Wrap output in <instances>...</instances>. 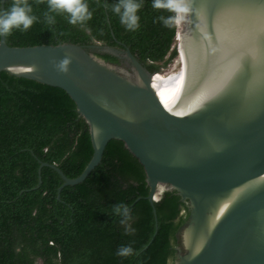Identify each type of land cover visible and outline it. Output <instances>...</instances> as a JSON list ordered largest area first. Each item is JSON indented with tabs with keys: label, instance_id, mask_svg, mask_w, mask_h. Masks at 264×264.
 <instances>
[{
	"label": "water",
	"instance_id": "95a60500",
	"mask_svg": "<svg viewBox=\"0 0 264 264\" xmlns=\"http://www.w3.org/2000/svg\"><path fill=\"white\" fill-rule=\"evenodd\" d=\"M180 2L173 68L159 72L127 47L10 46L0 34V71L64 90L93 149L72 178L38 161L32 189L50 167L60 200L62 187L84 180L107 142L120 140L142 167L149 203L174 191L186 204L171 264H264V0Z\"/></svg>",
	"mask_w": 264,
	"mask_h": 264
},
{
	"label": "trees",
	"instance_id": "16d2710c",
	"mask_svg": "<svg viewBox=\"0 0 264 264\" xmlns=\"http://www.w3.org/2000/svg\"><path fill=\"white\" fill-rule=\"evenodd\" d=\"M11 0H4V8ZM39 19L25 30L4 35L10 46L70 42L127 47L148 72H159L175 56V23L164 26L158 16L173 13L143 0L139 28L128 30L111 10L115 0H88L92 17L83 26L69 24L64 12L44 13L47 0H28ZM105 3L108 7H105ZM177 51V48H176ZM112 63L120 59L95 52ZM90 135L75 103L62 89L0 71V264H171L179 245V227L186 204L174 191H164L153 204L145 198L148 186L138 161L120 140L107 142L101 159L84 180L65 185L50 167L67 177L77 176L92 155ZM126 204L134 232H125L120 213ZM155 211V217L153 214ZM156 221V227H155ZM134 254L119 256L120 245Z\"/></svg>",
	"mask_w": 264,
	"mask_h": 264
},
{
	"label": "clouds",
	"instance_id": "9594fccd",
	"mask_svg": "<svg viewBox=\"0 0 264 264\" xmlns=\"http://www.w3.org/2000/svg\"><path fill=\"white\" fill-rule=\"evenodd\" d=\"M153 8L167 9L173 13L168 16H158L154 18V23L157 20L164 26L171 27L172 23H178L181 19L180 13L186 9L180 0H151ZM105 7L108 4L105 3ZM143 6V0H115L111 5L113 13L117 14L119 21L128 30L135 31L139 28L140 17L138 9ZM48 11L44 13L48 23H54V17L49 15V12H64L67 13V21L69 24L83 26L92 15V10L89 9L88 0H47ZM39 19L34 13L32 5L28 0H11L6 8H0V34L7 35L13 29L25 31L29 29L34 22ZM67 63V60L61 62L60 67ZM113 211L120 213L123 219L120 223L124 225L125 232H134L135 229L130 226L133 219L129 207L124 203H119L113 207ZM116 254L119 256H129L134 254V249L130 244L120 245Z\"/></svg>",
	"mask_w": 264,
	"mask_h": 264
},
{
	"label": "rangeland",
	"instance_id": "374dc122",
	"mask_svg": "<svg viewBox=\"0 0 264 264\" xmlns=\"http://www.w3.org/2000/svg\"><path fill=\"white\" fill-rule=\"evenodd\" d=\"M173 64H174V59L170 63L166 64L164 67H161L160 69H162V70L172 69L173 68Z\"/></svg>",
	"mask_w": 264,
	"mask_h": 264
},
{
	"label": "bare ground",
	"instance_id": "6f19581e",
	"mask_svg": "<svg viewBox=\"0 0 264 264\" xmlns=\"http://www.w3.org/2000/svg\"><path fill=\"white\" fill-rule=\"evenodd\" d=\"M178 26H180V23L178 24ZM177 50H178V45H177Z\"/></svg>",
	"mask_w": 264,
	"mask_h": 264
}]
</instances>
